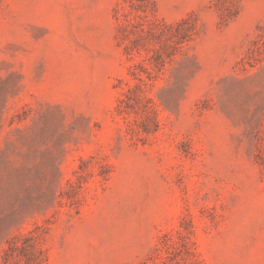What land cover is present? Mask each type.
Masks as SVG:
<instances>
[{
	"label": "rangeland",
	"instance_id": "obj_1",
	"mask_svg": "<svg viewBox=\"0 0 264 264\" xmlns=\"http://www.w3.org/2000/svg\"><path fill=\"white\" fill-rule=\"evenodd\" d=\"M0 264H264V0H0Z\"/></svg>",
	"mask_w": 264,
	"mask_h": 264
}]
</instances>
